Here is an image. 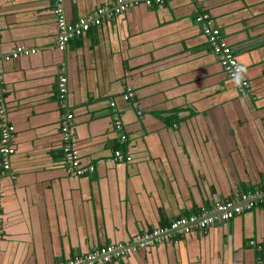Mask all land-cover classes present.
<instances>
[{"label": "crops", "instance_id": "crops-1", "mask_svg": "<svg viewBox=\"0 0 264 264\" xmlns=\"http://www.w3.org/2000/svg\"><path fill=\"white\" fill-rule=\"evenodd\" d=\"M113 1L64 0V14L73 21ZM53 8L0 0V77L14 127L12 176L0 174V264H55L109 245L132 248L93 264H264V203L204 230L143 238L264 187V0L139 3L64 50ZM199 13L234 51L247 94L223 72ZM19 46L34 53L4 59ZM60 75L80 163L94 166L81 176L63 162ZM115 149L130 160H114Z\"/></svg>", "mask_w": 264, "mask_h": 264}, {"label": "built area", "instance_id": "built-area-1", "mask_svg": "<svg viewBox=\"0 0 264 264\" xmlns=\"http://www.w3.org/2000/svg\"><path fill=\"white\" fill-rule=\"evenodd\" d=\"M163 1L164 0H114L110 4L98 7L90 14L70 21L64 14V0H54L53 11L56 16L58 30L56 46L58 49L64 50L71 39L83 35L92 27L101 26L104 22L111 20L118 14L125 12L127 9L139 3L150 7L154 4H160ZM195 21L201 26L207 43L216 56L223 72L233 81L240 94H247L249 91V82L243 77L242 68L235 57L234 51L223 40L219 28H217L210 16L205 13H199ZM31 53H34V50L19 46L11 50L8 55L4 56V59L9 60L10 58H17L20 55H28ZM57 95L60 106L64 110L59 121V128L63 139L61 151L66 170L68 174L75 176L92 173L94 171V166L82 165L79 160L78 151L74 146V118L73 114L67 108V79L64 75H60L58 78ZM123 97L125 100H128L132 97V94L127 92ZM113 126L118 132L122 130V122L118 114H114L113 116ZM119 134V142L123 144L125 135L123 133ZM13 139L14 127L10 124L8 119L0 77V174L2 176H12L10 158L14 153V147L12 145ZM113 159L117 161H129L130 157L126 156L121 149H115L113 152ZM262 203H264V187L255 191L241 193L239 196L227 202H219L212 208L204 210L198 215H188L174 219L170 222L168 227L153 230L151 234L143 238L146 239L145 241L150 239L162 241L168 240L173 232L189 234L194 230H204L215 222L228 221L234 216L240 215L244 211L257 207ZM150 242L152 241L150 240ZM129 248L132 247L123 245L104 246L90 252L83 258H74L66 262H57L55 264H93V262L97 261L99 263L103 261L108 262L112 256H118L124 253L125 250H129Z\"/></svg>", "mask_w": 264, "mask_h": 264}, {"label": "trees", "instance_id": "trees-1", "mask_svg": "<svg viewBox=\"0 0 264 264\" xmlns=\"http://www.w3.org/2000/svg\"><path fill=\"white\" fill-rule=\"evenodd\" d=\"M117 148H118V146H117ZM250 191H255V190H250ZM248 192V191H247ZM244 193V192H243ZM229 200V199H228ZM228 200H224V201H222V202H220V203H223V202H227ZM231 200V199H230ZM212 208V207H211ZM210 209V208H209Z\"/></svg>", "mask_w": 264, "mask_h": 264}]
</instances>
